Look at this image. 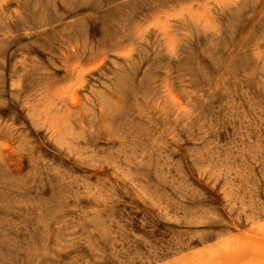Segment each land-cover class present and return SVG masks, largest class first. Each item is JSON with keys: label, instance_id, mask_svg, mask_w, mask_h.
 Instances as JSON below:
<instances>
[{"label": "rangeland", "instance_id": "1", "mask_svg": "<svg viewBox=\"0 0 264 264\" xmlns=\"http://www.w3.org/2000/svg\"><path fill=\"white\" fill-rule=\"evenodd\" d=\"M0 264H264V0H0Z\"/></svg>", "mask_w": 264, "mask_h": 264}, {"label": "bare ground", "instance_id": "2", "mask_svg": "<svg viewBox=\"0 0 264 264\" xmlns=\"http://www.w3.org/2000/svg\"><path fill=\"white\" fill-rule=\"evenodd\" d=\"M126 20V19H125ZM120 70V69H119Z\"/></svg>", "mask_w": 264, "mask_h": 264}]
</instances>
